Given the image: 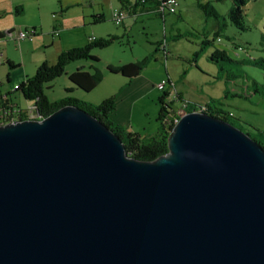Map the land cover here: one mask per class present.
Returning a JSON list of instances; mask_svg holds the SVG:
<instances>
[{"label":"water","instance_id":"water-1","mask_svg":"<svg viewBox=\"0 0 264 264\" xmlns=\"http://www.w3.org/2000/svg\"><path fill=\"white\" fill-rule=\"evenodd\" d=\"M167 146L74 105L0 125V264H264V149L202 111Z\"/></svg>","mask_w":264,"mask_h":264},{"label":"rangeland","instance_id":"rangeland-1","mask_svg":"<svg viewBox=\"0 0 264 264\" xmlns=\"http://www.w3.org/2000/svg\"><path fill=\"white\" fill-rule=\"evenodd\" d=\"M205 4L216 17L205 13L201 7ZM232 6V0H179L176 11L167 13L165 20L147 13L125 16L116 25L112 11L121 7L118 0H0V92L20 108L29 109L31 102L14 91L15 84L32 77L42 63H55L62 50L82 46L93 36L115 35L119 41L93 51L98 61L72 62L49 83L51 87L45 90L49 100L89 95L99 104L121 89L115 96L120 111L128 110L124 128L150 136L159 125L157 97L162 90L156 82L160 77L170 78L171 84L165 87L168 101L177 91L198 110L200 104L209 103L230 113L236 128L264 141V0H246V30L229 21ZM21 29L34 35L19 41L15 35ZM143 62L139 75L130 82L108 70L109 66ZM90 64L99 68L102 81L87 93L68 92L72 87L68 73L80 66L91 70ZM172 103L175 110L181 108L180 101ZM35 118L29 113V119Z\"/></svg>","mask_w":264,"mask_h":264},{"label":"trees","instance_id":"trees-1","mask_svg":"<svg viewBox=\"0 0 264 264\" xmlns=\"http://www.w3.org/2000/svg\"><path fill=\"white\" fill-rule=\"evenodd\" d=\"M121 7L124 10L126 16L135 15L136 9L141 7L144 14L154 13L157 16L164 18L169 12L164 11L163 13L158 10V0H118ZM233 6L229 11V21L240 30H246L245 26V13L244 7L246 0H232ZM206 14L214 15L216 12L209 4L201 6ZM101 20V16H97ZM123 23V22H122ZM121 23V24H122ZM120 24V25H121ZM11 31H8L10 33ZM119 41V37L115 35H109L107 37H94L89 38L88 41L78 47H71L62 50L55 63H42L37 69L32 77L25 78L24 81L17 84V88L14 91H20L23 98L27 101L32 102V106L29 109H22L16 104L0 105V125L11 123L13 121H22L29 119V113L33 112L37 119H42L48 117L53 112L59 108L66 105L77 106L84 111L88 112L92 116L96 117L99 121L104 123L109 129H111L117 136H119L125 146L126 152L130 157H133L142 161H152L161 155H164L168 151L167 139L170 131L172 130L175 123L180 119V117L191 111H202L222 119L232 125L235 124L231 121V114L217 108H212L209 103L205 105H199V110L193 104L192 101L182 98L177 94L176 100L180 101L181 108L175 110L172 106V101H168V92L163 91L158 98L159 112H158V122L159 127L155 134L150 136H144L136 131H129L112 121V114L115 110L116 96H110L105 98L99 104H93L86 102L84 100L66 96L62 99L51 101L47 97L45 90L49 89L51 86L48 84L62 76L65 73L66 67L77 61H90L96 62L98 58L93 54L96 49H104ZM165 51V48L163 49ZM167 59L168 56L165 55ZM145 65L143 62L139 64H124L118 67L109 66L108 70L111 73L121 74L127 78L135 77L139 74L142 67ZM11 67L13 65L11 64ZM89 68L91 70H86L83 67L77 68L71 74H68V80L72 87L68 88L67 91L71 92L73 89H78L83 92L92 91L103 79V75L99 68L94 64H90ZM5 99V97H1ZM182 110V114L180 111ZM248 134L254 141H256L264 149V141H260L258 138H253L250 133Z\"/></svg>","mask_w":264,"mask_h":264},{"label":"crops","instance_id":"crops-1","mask_svg":"<svg viewBox=\"0 0 264 264\" xmlns=\"http://www.w3.org/2000/svg\"><path fill=\"white\" fill-rule=\"evenodd\" d=\"M138 14H144L143 12H142V10H141V7H138L137 9H136V14L135 15H138ZM164 20L166 19V17H164L163 18ZM10 31V30H9ZM7 33H8V31H7ZM0 36H2V34H0ZM94 37V36H93ZM51 44H54V42H52ZM129 64V63H128ZM80 67H83V66H80ZM80 67H78V68H80ZM85 69V68H84ZM87 70V69H86ZM74 72V71H73ZM72 73V71H70V73H68V74H71ZM139 75V74H138ZM137 75V76H138ZM124 78H127V77H125V76H123ZM136 77V76H135ZM129 81L128 82H130V80L132 79V78H127ZM162 81H165V85H164V89H163V91H167V90H165L166 88V86L167 85H170L171 84V80H170V78H167L166 80L164 79V78H158V80H157V82H156V85L158 84V83H160V82H162ZM22 82V81H21ZM20 82V83H21ZM151 83H152V81H151ZM206 83H204V85H205ZM17 84H15L14 85V87L16 86ZM149 89H150V87H149ZM75 90L73 89V91L72 92H74ZM121 92V89H120V91L118 92V93H116V94H114V95H119V93ZM87 93V92H86ZM177 94H179L182 98H184V99H186V100H188V97H186L185 98V95L182 93V92H177V91H175V93H174V98L172 99V101L174 100V99H176L177 98ZM113 95V96H114ZM0 96L3 98V97H5V99H1L0 98V105H2V104H4V105H7V106H10L11 104H15L14 102H12L7 96H5V95H2L1 94V92H0ZM89 95H87L86 97H81V96H75V98H78V99H81V100H84V101H86V102H89V103H93L92 102V97L90 98V97H88ZM88 97V98H87ZM108 97H110V95H107V96H105V97H103L102 98V100L101 101H103L105 98H108ZM121 98H126L127 97V95H121L120 96ZM159 97V96H158ZM158 97H157V105H158ZM169 98V97H168ZM178 99V98H177ZM207 101H211L212 99H210L209 98V100L208 99H206ZM100 101V102H101ZM100 102H98V103H100ZM117 103V102H116ZM131 103H132V101H131ZM130 103V104H131ZM204 103H206V102H204ZM94 104V103H93ZM33 104H32V102H31V106H32ZM201 105V104H200ZM158 112H159V105H158ZM127 113H128V110L127 111H120V108H119V106L117 105L116 106V104H115V110H114V113L112 114V121L115 123V124H117V125H119V126H121V127H123L124 128V125L127 123V121H128V119H129V117H127V118H125L126 117V115H127ZM157 118H158V114H157ZM158 121V120H157ZM158 127H159V125H157L156 126V131H155V133L157 132V130H158ZM128 128H130V127H128ZM154 133V134H155ZM141 134V133H140ZM153 135V134H152Z\"/></svg>","mask_w":264,"mask_h":264},{"label":"built area","instance_id":"built-area-1","mask_svg":"<svg viewBox=\"0 0 264 264\" xmlns=\"http://www.w3.org/2000/svg\"><path fill=\"white\" fill-rule=\"evenodd\" d=\"M158 1H159L158 10L162 13L164 11H167L169 13H174L177 7L179 6V0H158ZM125 16H126L125 11L120 8L114 9L112 11V20L116 25H120L123 22ZM33 35H34V31H27V30L23 31L21 29L17 32L15 36L19 41H22L26 38L32 37ZM93 38L94 37H91V39ZM164 85H165V81H162L157 84V88L162 90L164 89ZM15 88H17V86H15ZM180 113L181 114L183 113L182 110L180 111Z\"/></svg>","mask_w":264,"mask_h":264},{"label":"bare ground","instance_id":"bare-ground-1","mask_svg":"<svg viewBox=\"0 0 264 264\" xmlns=\"http://www.w3.org/2000/svg\"><path fill=\"white\" fill-rule=\"evenodd\" d=\"M25 40V39H24Z\"/></svg>","mask_w":264,"mask_h":264},{"label":"clouds","instance_id":"clouds-1","mask_svg":"<svg viewBox=\"0 0 264 264\" xmlns=\"http://www.w3.org/2000/svg\"><path fill=\"white\" fill-rule=\"evenodd\" d=\"M184 115V114H183Z\"/></svg>","mask_w":264,"mask_h":264}]
</instances>
